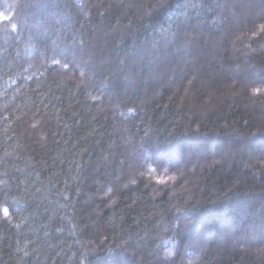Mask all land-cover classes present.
Masks as SVG:
<instances>
[{
  "label": "trees",
  "instance_id": "16d2710c",
  "mask_svg": "<svg viewBox=\"0 0 264 264\" xmlns=\"http://www.w3.org/2000/svg\"><path fill=\"white\" fill-rule=\"evenodd\" d=\"M0 13V264H264V0Z\"/></svg>",
  "mask_w": 264,
  "mask_h": 264
},
{
  "label": "rangeland",
  "instance_id": "374dc122",
  "mask_svg": "<svg viewBox=\"0 0 264 264\" xmlns=\"http://www.w3.org/2000/svg\"><path fill=\"white\" fill-rule=\"evenodd\" d=\"M244 51L246 52V50L244 49ZM157 61L159 62H163L164 60L162 58H160L159 55H157L156 58ZM252 137V136H251ZM254 138V137H252ZM127 140L126 145H125V150L129 155V158H131L132 161L136 162L138 159L140 158H144L147 156L146 152H144L143 150H141V148H136L135 145L132 142V138L131 137H125L124 141Z\"/></svg>",
  "mask_w": 264,
  "mask_h": 264
},
{
  "label": "snow or ice",
  "instance_id": "6c2138e0",
  "mask_svg": "<svg viewBox=\"0 0 264 264\" xmlns=\"http://www.w3.org/2000/svg\"><path fill=\"white\" fill-rule=\"evenodd\" d=\"M9 17L5 16L3 13H0V22H3V21H6L8 20ZM15 25H13V29H15ZM0 211H2L5 215H7L8 213V209L7 208H3V209H0Z\"/></svg>",
  "mask_w": 264,
  "mask_h": 264
}]
</instances>
